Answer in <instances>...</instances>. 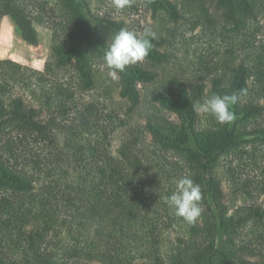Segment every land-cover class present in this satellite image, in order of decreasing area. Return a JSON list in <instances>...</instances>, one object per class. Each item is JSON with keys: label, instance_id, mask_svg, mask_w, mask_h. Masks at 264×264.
I'll list each match as a JSON object with an SVG mask.
<instances>
[{"label": "trees", "instance_id": "obj_1", "mask_svg": "<svg viewBox=\"0 0 264 264\" xmlns=\"http://www.w3.org/2000/svg\"><path fill=\"white\" fill-rule=\"evenodd\" d=\"M58 1L67 29L63 38L53 33L43 71L0 59V264H264V206L243 205L229 212L215 174L220 158L238 148L246 134H257L264 143V126L250 133L242 129L263 114V106L242 103V95L233 105L238 119L200 128L195 105L206 97L204 83L188 85L173 78L153 99L178 121L158 113L147 117L149 155L138 148L137 138L124 142L116 154L103 141L80 144L71 136L66 150H58L59 117L67 113L74 92L63 83L46 89L44 82L71 67L81 88L93 87L95 61L103 62L112 36L126 29L122 21L94 12L89 0ZM208 1L233 23L256 11L255 0H183L182 6L207 14ZM150 3L174 19L182 16L172 0ZM3 15L11 17L24 41L38 44L33 23L44 21L27 0H0ZM163 43L158 36L152 40L144 59L151 66L166 59ZM149 64L139 62L118 74L119 95L129 110L141 103L139 84L156 78ZM233 73L226 85L213 78L210 94L246 92L251 69L240 64ZM255 73L264 81V57ZM39 89V105L27 100V95L36 98ZM43 108L56 115L41 119ZM89 126L83 116L81 127ZM184 176L202 191V213L194 224L166 203ZM261 187L264 192V183ZM172 230L177 237L164 236Z\"/></svg>", "mask_w": 264, "mask_h": 264}, {"label": "rangeland", "instance_id": "obj_2", "mask_svg": "<svg viewBox=\"0 0 264 264\" xmlns=\"http://www.w3.org/2000/svg\"><path fill=\"white\" fill-rule=\"evenodd\" d=\"M27 1L35 16L44 21V24L36 21L33 23L38 33V44L32 45L24 41L11 17L3 15L0 18V59H10L43 71L53 33L56 32L63 38L67 29L62 27L67 24L66 16L58 0ZM89 1L94 12L122 21L127 30L137 35H142L145 28H151L164 41L161 51L166 54V59L153 66L148 61H142L149 64L157 75L153 81L139 84L141 103L133 110H129L128 103L119 95L118 79L109 76V70L100 60L94 63L95 84L88 89L81 88L71 67L57 72L54 78L47 77L44 82L46 89L51 87V83H63L74 92V97L67 101V113L62 118L59 117L60 129L56 131L58 150H66L65 141L71 136L73 142L80 144L103 141L106 149L111 154H116L124 142L137 138L138 148L149 155L152 140L145 129L147 117L158 113L164 118L178 121L175 113L154 101V95L165 90L173 78H178L188 85L204 83L206 97L203 98V103L212 96L210 89L213 78H221L226 85L234 75L233 70L240 64L252 71L242 103L263 106V114L246 122L242 129L250 133L259 126H264V81H259L255 73V68L264 57V0H255L254 15L241 16L238 23L224 20L221 9L209 1L205 5L207 14H202L195 9L183 8V0H172L182 15L177 19L156 8L148 0H131L130 6L123 10H117L113 0ZM18 88L19 86L16 91ZM41 94L39 89L36 98L27 95V100L39 105L42 101ZM231 110L235 114L233 106ZM53 112L44 109L41 119L47 120L55 114ZM198 113L197 125L200 128L210 127L216 121L210 114L200 111ZM82 115L89 119V128L81 127ZM238 118L235 114L234 120ZM72 130L80 132L73 136L70 135ZM256 136L257 134H246L243 143L227 156L220 158L215 167L229 212L243 205L264 206V192L261 187L264 183V143ZM12 149L13 155H17V140L14 141ZM33 153L36 154L35 151ZM177 233V230H172L164 236L174 239Z\"/></svg>", "mask_w": 264, "mask_h": 264}, {"label": "clouds", "instance_id": "obj_3", "mask_svg": "<svg viewBox=\"0 0 264 264\" xmlns=\"http://www.w3.org/2000/svg\"><path fill=\"white\" fill-rule=\"evenodd\" d=\"M131 0H113L117 10H123L130 6ZM151 2V0H148ZM156 39V33L151 28H145L142 35L127 29H120L112 36V41L106 49L103 62L109 70L108 74L113 79H118V74L123 73L128 66L142 62L153 47L152 40ZM246 94L244 89L239 93L213 95L203 103L197 102L198 111L210 114L220 124L230 123L235 119L231 110L240 96ZM202 191L199 184L184 176L176 182L175 191L166 198V203L186 223L194 224L201 216Z\"/></svg>", "mask_w": 264, "mask_h": 264}]
</instances>
